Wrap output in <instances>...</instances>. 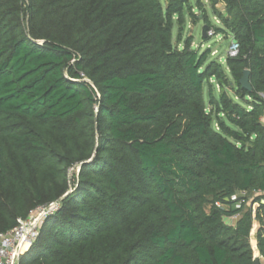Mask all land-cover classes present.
<instances>
[{
  "label": "trees",
  "instance_id": "16d2710c",
  "mask_svg": "<svg viewBox=\"0 0 264 264\" xmlns=\"http://www.w3.org/2000/svg\"><path fill=\"white\" fill-rule=\"evenodd\" d=\"M207 2L233 83L188 0H0V232L58 201L20 264H254V220L264 259V0Z\"/></svg>",
  "mask_w": 264,
  "mask_h": 264
},
{
  "label": "rangeland",
  "instance_id": "374dc122",
  "mask_svg": "<svg viewBox=\"0 0 264 264\" xmlns=\"http://www.w3.org/2000/svg\"><path fill=\"white\" fill-rule=\"evenodd\" d=\"M164 5L165 0H160ZM190 5V13L185 8L183 10L182 16V25L178 24L177 19L174 17V25L172 29V40L174 43H178V47H182L185 40L191 41V46L196 49L199 53H205L207 55L206 63L215 62L219 63L222 69L227 74L228 79L233 83L234 81L231 79L228 69L226 68L225 59L228 56L229 46L231 44L232 38L228 35L224 34H215L214 27H220V21L216 16L214 10L210 7L207 0H200L201 6L196 2V0H188ZM223 6L218 4L216 9L223 10ZM193 15H192V14ZM181 25V26H180ZM211 25V29L206 30V37H202V28L203 26ZM210 30V31H209ZM211 86L208 83L204 84V97L208 99L210 94L213 93L216 97H218L219 86L216 81L211 78L209 80ZM230 93V92H229ZM231 94V93H230ZM264 121V116H263ZM215 126V125H214ZM255 195V194H254ZM252 193H247L248 201L252 200ZM248 203V202H247ZM248 207V204L246 205ZM257 204L255 203L252 207L255 210ZM236 220V216H231L229 218V223L234 224ZM258 228V223L254 220L252 224V232L250 231L249 243L252 247L254 257L258 258L260 264H264V259L258 255V252L255 251V235L256 229Z\"/></svg>",
  "mask_w": 264,
  "mask_h": 264
},
{
  "label": "built area",
  "instance_id": "2783aa9c",
  "mask_svg": "<svg viewBox=\"0 0 264 264\" xmlns=\"http://www.w3.org/2000/svg\"><path fill=\"white\" fill-rule=\"evenodd\" d=\"M237 51L238 44L231 41L228 55L235 56ZM231 199L235 200L236 195L231 196ZM57 206L58 201L37 206L26 217H18L10 230L0 232V264H20L21 256L30 248L46 217Z\"/></svg>",
  "mask_w": 264,
  "mask_h": 264
},
{
  "label": "water",
  "instance_id": "95a60500",
  "mask_svg": "<svg viewBox=\"0 0 264 264\" xmlns=\"http://www.w3.org/2000/svg\"><path fill=\"white\" fill-rule=\"evenodd\" d=\"M206 29H207V26H203V28H202V37L203 38L206 37ZM239 84L241 85V87L243 89H245L247 91L252 90L251 84L249 82V70L248 69L243 70L242 77L239 79ZM262 202H264V200ZM253 263L254 264H260V261L258 258H255Z\"/></svg>",
  "mask_w": 264,
  "mask_h": 264
},
{
  "label": "crops",
  "instance_id": "0c3cea01",
  "mask_svg": "<svg viewBox=\"0 0 264 264\" xmlns=\"http://www.w3.org/2000/svg\"><path fill=\"white\" fill-rule=\"evenodd\" d=\"M263 194H264V191H263ZM257 230V229H256ZM256 240V239H255Z\"/></svg>",
  "mask_w": 264,
  "mask_h": 264
}]
</instances>
